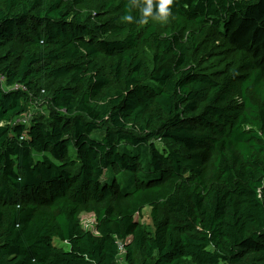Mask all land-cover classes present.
<instances>
[{
	"label": "trees",
	"instance_id": "trees-1",
	"mask_svg": "<svg viewBox=\"0 0 264 264\" xmlns=\"http://www.w3.org/2000/svg\"><path fill=\"white\" fill-rule=\"evenodd\" d=\"M157 4L0 0V264H264V0Z\"/></svg>",
	"mask_w": 264,
	"mask_h": 264
},
{
	"label": "rangeland",
	"instance_id": "rangeland-1",
	"mask_svg": "<svg viewBox=\"0 0 264 264\" xmlns=\"http://www.w3.org/2000/svg\"><path fill=\"white\" fill-rule=\"evenodd\" d=\"M154 23L158 24L160 26V28L163 29L165 27V25L167 24V21L166 22L157 21ZM72 153H73V150H72ZM105 175H106L105 176L106 179H109L111 176L109 172H107ZM144 179L147 180V177ZM118 182H119L120 186L122 187V189H124L125 191H131V190H133V188L135 186L133 181L130 179V173H128L127 171H123L118 175ZM144 214H145L146 223H149L150 222V220H149L150 211L146 210L144 212ZM81 224L85 230L95 232V226H96L95 215L89 214V213H83L81 215ZM121 256H122L121 258H124V256H125L124 252L121 253ZM122 264H125L124 261H122Z\"/></svg>",
	"mask_w": 264,
	"mask_h": 264
},
{
	"label": "clouds",
	"instance_id": "clouds-1",
	"mask_svg": "<svg viewBox=\"0 0 264 264\" xmlns=\"http://www.w3.org/2000/svg\"><path fill=\"white\" fill-rule=\"evenodd\" d=\"M146 7L142 10L143 16L145 17V20L143 22H147V18L150 16H153V0H145ZM173 4V0H158L157 4V13L155 14V19L166 22L168 20V17L170 15V5ZM125 20L131 21L132 16L128 15L124 17Z\"/></svg>",
	"mask_w": 264,
	"mask_h": 264
},
{
	"label": "built area",
	"instance_id": "built-area-1",
	"mask_svg": "<svg viewBox=\"0 0 264 264\" xmlns=\"http://www.w3.org/2000/svg\"><path fill=\"white\" fill-rule=\"evenodd\" d=\"M0 85L2 86V88L4 90H8V86H6V79L5 77L0 73ZM20 88V86L15 85L14 87H12L11 89L13 90H18ZM29 119V115L25 116L24 118H22L21 122L27 123Z\"/></svg>",
	"mask_w": 264,
	"mask_h": 264
}]
</instances>
